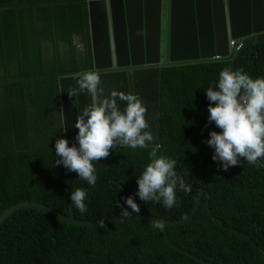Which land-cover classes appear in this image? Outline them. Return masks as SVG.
Returning <instances> with one entry per match:
<instances>
[{
    "label": "trees",
    "instance_id": "1",
    "mask_svg": "<svg viewBox=\"0 0 264 264\" xmlns=\"http://www.w3.org/2000/svg\"><path fill=\"white\" fill-rule=\"evenodd\" d=\"M88 1L0 0V95L17 114L0 117V146L7 154L0 159V216L30 201L67 217L74 213L81 221H100L121 216L116 202L132 196L140 211L131 215L181 220L197 201L198 162L213 149L206 143L209 133L220 131L208 121L205 90L215 88L230 62L160 71L158 155L175 159L177 174L191 186L189 194L177 190V206L167 209L136 195L137 178L153 147L110 150L106 159L94 162L97 182L89 186L55 165L53 150L61 116L58 77L93 66ZM29 32L37 33V44ZM77 42L83 43V51ZM48 46L57 56L54 63L43 57ZM241 68L253 79L264 77V37L241 51L232 71ZM213 154L202 165L206 193L187 223L166 224L165 230L142 219L84 226L25 208L0 225V264H205L197 257L209 264H264V159L254 167L241 158L239 165L223 171ZM76 188L88 191L84 214L70 201Z\"/></svg>",
    "mask_w": 264,
    "mask_h": 264
},
{
    "label": "water",
    "instance_id": "2",
    "mask_svg": "<svg viewBox=\"0 0 264 264\" xmlns=\"http://www.w3.org/2000/svg\"><path fill=\"white\" fill-rule=\"evenodd\" d=\"M88 13L93 56V68L88 71L102 70L100 86L104 88L105 96L112 89L138 94L147 108L145 119L154 136L148 147L159 145L160 68L209 62L219 55L222 60L230 62L228 69L232 70L241 51L249 43L264 37V0H89ZM242 38L244 44L239 51L235 52V46L228 49L229 39L236 40L237 45ZM74 78H78L76 73L58 78L64 134L70 146H78L75 120L90 103L86 92L74 98L68 96V87L76 83ZM117 103L123 112L126 102L117 100ZM214 151L213 148L205 152L199 159L197 201L190 214L181 220L130 214L86 222L76 219L74 214L67 217L44 204L25 201L3 213L0 225L8 215L24 208L37 209L55 219L84 226L132 219L151 223L158 220L164 225L187 223L206 193L202 186V165ZM197 260L209 264L198 257Z\"/></svg>",
    "mask_w": 264,
    "mask_h": 264
},
{
    "label": "clouds",
    "instance_id": "3",
    "mask_svg": "<svg viewBox=\"0 0 264 264\" xmlns=\"http://www.w3.org/2000/svg\"><path fill=\"white\" fill-rule=\"evenodd\" d=\"M162 4L164 8V3ZM163 11L164 9L161 13L162 17ZM161 34L163 35V32ZM28 35L33 43H38L37 33L29 32ZM235 44L236 40L229 39L228 49L235 46V52L239 51L244 44V39ZM76 47L79 51L84 50L83 43L77 42ZM50 48L52 47L48 46L43 57L46 61L54 63L57 56L53 51L48 50ZM221 58L215 55L211 58L212 61L204 63L225 61ZM92 68L83 71L92 70ZM81 72L76 73L78 77L74 78L76 83L67 89L70 98L85 92L90 97V103L76 117L74 124V127L78 129L75 137L78 146L77 144L70 146L65 138L60 101L61 116L60 121L56 123L57 138L53 142V150L58 159L54 163L64 166L68 171L74 172L72 176L94 187L97 182L94 162L106 159L110 150L118 146L131 149L146 148L151 145L150 142L154 140V136L150 130V124L145 119L147 108L138 94L112 89L105 96L104 88L100 86L102 70ZM205 91L210 101L208 121L214 123L220 130L219 132L210 131V138L206 141L215 150L212 156L213 161H219L223 171L239 165L241 158L254 167H259L260 161L264 159V77L253 79L242 68L236 71L225 68L219 73L215 88L210 86ZM117 100L126 102L123 112ZM61 132H63L62 136H60ZM159 148L160 146L156 145L148 153L150 162L137 178L136 195L142 202L162 204L165 208L171 209L178 204L177 190L189 194L191 186L186 184L183 176L177 174V161L166 155H158ZM68 191L70 193V190ZM87 198V189L76 188L71 191L70 201L81 214L88 211L85 205ZM123 201V204L117 201L115 205L121 209V215L139 213V205L132 196L123 198ZM111 224L113 223L101 225ZM152 226L157 230H163L165 227L158 220H153Z\"/></svg>",
    "mask_w": 264,
    "mask_h": 264
},
{
    "label": "crops",
    "instance_id": "4",
    "mask_svg": "<svg viewBox=\"0 0 264 264\" xmlns=\"http://www.w3.org/2000/svg\"><path fill=\"white\" fill-rule=\"evenodd\" d=\"M58 97H59V100H60V92L58 90ZM17 114L15 113V111L12 109V108H9L6 103H5V98L4 100L1 102L0 101V117H3V116H7L8 118L10 119H13L15 118ZM19 139H25V138H19ZM6 153H5V150L0 146V159H3L6 157Z\"/></svg>",
    "mask_w": 264,
    "mask_h": 264
},
{
    "label": "rangeland",
    "instance_id": "5",
    "mask_svg": "<svg viewBox=\"0 0 264 264\" xmlns=\"http://www.w3.org/2000/svg\"><path fill=\"white\" fill-rule=\"evenodd\" d=\"M76 40H78V38H76ZM14 71V67H11L10 69H9V72H8V75H11V73ZM4 99H3V97L0 95V101L2 102Z\"/></svg>",
    "mask_w": 264,
    "mask_h": 264
},
{
    "label": "flooded vegetation",
    "instance_id": "6",
    "mask_svg": "<svg viewBox=\"0 0 264 264\" xmlns=\"http://www.w3.org/2000/svg\"><path fill=\"white\" fill-rule=\"evenodd\" d=\"M163 5V4H162ZM164 8H163V6H162V10H163Z\"/></svg>",
    "mask_w": 264,
    "mask_h": 264
}]
</instances>
